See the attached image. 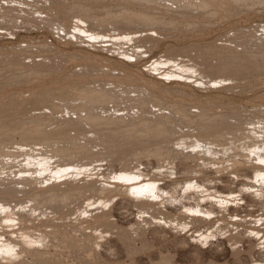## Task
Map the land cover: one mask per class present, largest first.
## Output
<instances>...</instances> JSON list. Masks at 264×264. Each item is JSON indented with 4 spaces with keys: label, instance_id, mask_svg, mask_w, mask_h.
Instances as JSON below:
<instances>
[{
    "label": "rangeland",
    "instance_id": "rangeland-1",
    "mask_svg": "<svg viewBox=\"0 0 264 264\" xmlns=\"http://www.w3.org/2000/svg\"><path fill=\"white\" fill-rule=\"evenodd\" d=\"M261 161L264 0H0V264H264Z\"/></svg>",
    "mask_w": 264,
    "mask_h": 264
},
{
    "label": "clouds",
    "instance_id": "clouds-1",
    "mask_svg": "<svg viewBox=\"0 0 264 264\" xmlns=\"http://www.w3.org/2000/svg\"><path fill=\"white\" fill-rule=\"evenodd\" d=\"M254 193V198L256 199H264V189L261 190H248L245 194H252ZM238 206V205H237Z\"/></svg>",
    "mask_w": 264,
    "mask_h": 264
},
{
    "label": "bare ground",
    "instance_id": "bare-ground-1",
    "mask_svg": "<svg viewBox=\"0 0 264 264\" xmlns=\"http://www.w3.org/2000/svg\"><path fill=\"white\" fill-rule=\"evenodd\" d=\"M244 64V63H243ZM13 72V71H12ZM97 88V87H96ZM113 88V87H112ZM112 88H110V89H112ZM115 88V87H114ZM98 89H100L101 91H104L105 92V95H110L111 96V94L110 93H112L113 91L112 90H109V88H108V90L107 89H104V87H100V88H98ZM113 94V93H112ZM108 98V97H107ZM161 143V142H160ZM32 147V146H31ZM50 147V146H49ZM62 147V146H61ZM48 148V147H47ZM28 149V148H27ZM67 149V148H66ZM32 150V149H31ZM62 151V150H61ZM66 151V150H65ZM73 152V151H72ZM39 153V152H38ZM49 153V152H48ZM57 153V152H56ZM62 155H63V153H62ZM28 156V155H27ZM32 156V155H31ZM24 157V156H23ZM30 157V156H29ZM67 157V156H66ZM7 158V157H6ZM8 159V158H7ZM43 159V158H42ZM46 159V158H45ZM9 160V159H8ZM3 161V160H2ZM22 163V162H21ZM1 164V163H0ZM7 164V163H6ZM38 164V163H37ZM58 174H59V172H57ZM62 173V172H61Z\"/></svg>",
    "mask_w": 264,
    "mask_h": 264
},
{
    "label": "snow or ice",
    "instance_id": "snow-or-ice-1",
    "mask_svg": "<svg viewBox=\"0 0 264 264\" xmlns=\"http://www.w3.org/2000/svg\"><path fill=\"white\" fill-rule=\"evenodd\" d=\"M261 163H264V161H261Z\"/></svg>",
    "mask_w": 264,
    "mask_h": 264
}]
</instances>
